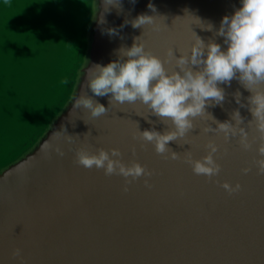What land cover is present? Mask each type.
<instances>
[{"label":"water","instance_id":"water-1","mask_svg":"<svg viewBox=\"0 0 264 264\" xmlns=\"http://www.w3.org/2000/svg\"><path fill=\"white\" fill-rule=\"evenodd\" d=\"M121 4L122 11L111 6L104 12L102 0H0V264H264V174L255 163L264 138L254 122L249 126L252 92L238 78L219 85L225 99L207 106L211 115L196 117L185 137L169 142L179 153L175 160L134 137L138 125L164 132L170 121L163 123L140 101L109 106L108 96L97 97L85 86L89 68L117 60L119 49L131 47L136 37L169 72L179 69L168 50L177 58L190 55L196 34L226 50L215 33L242 0ZM101 13L105 24L99 23ZM144 13L158 16L154 25L120 28ZM111 28L119 35H108ZM82 92L109 107L108 113L94 118L74 108ZM237 109L248 150L239 136L226 140L222 132L205 131L217 127L211 116L235 125ZM62 128L65 134L53 135ZM209 142L218 146L214 158L221 165L211 180L186 162L207 155ZM81 147L118 148L126 164L138 161L153 175L133 180L125 192L122 175L75 163ZM225 181L242 188L229 195L221 187Z\"/></svg>","mask_w":264,"mask_h":264},{"label":"clouds","instance_id":"clouds-1","mask_svg":"<svg viewBox=\"0 0 264 264\" xmlns=\"http://www.w3.org/2000/svg\"><path fill=\"white\" fill-rule=\"evenodd\" d=\"M5 2L7 3L8 0ZM131 2L135 4V0ZM102 3L104 12L110 11L111 6L122 11L121 0H102ZM148 8L153 13L156 12L154 4L149 3ZM156 17L158 16L140 14L131 21L126 19L120 28L129 23L133 28H145L154 25ZM106 22L104 14L101 13L99 23ZM206 27L212 30L213 25L208 24ZM107 34L117 36L119 29H108ZM215 35L224 38L226 50L222 49L214 39L205 43L197 34L190 55L181 53L177 58L173 49H169L168 55L175 57L179 69L172 72L167 70L165 61L160 56L146 49L141 37H136L131 47L122 46L119 49L117 60L107 65L95 64L89 68L85 86L97 97L108 96L109 106L113 102L122 105L140 101L163 123L168 125L170 121L172 127L164 132L157 131L155 127L140 131L138 125L134 137L138 135L139 139L152 143L157 154L170 153V158L175 160L179 158V153L169 147V142L185 137L195 126L193 121L196 117L210 114L207 112V106L222 104L225 91L219 85L225 83L230 85L234 78H238L252 92L248 98L249 111L253 116L249 126L254 122L261 138H264V88L259 87L264 84V0H242V6L236 9L233 15L223 17ZM193 66H198V70H194ZM237 73H239L238 77ZM240 96L239 92L235 94L237 103H240ZM74 108L88 110L90 115L96 118L107 114L109 107L106 108L104 104L82 92L74 100ZM211 117L217 127L209 126L205 129L206 132H222L226 140L239 136L241 146L245 150L251 148L252 145L248 142V130L240 126L243 117L239 109L232 114L235 125L231 121L220 122ZM149 123L153 122L149 121ZM65 133L66 129L62 128L53 135L59 136ZM87 135H91V132L85 134ZM71 138V135H67L69 142ZM50 147L49 144H45V149ZM207 148L208 154L203 158L189 157L186 162L192 166L196 175H203L211 180L212 177L219 175L221 165L214 158L218 146L214 142H209ZM55 151L60 156L65 154L59 146ZM258 153L261 157L255 161L258 174H264V143L259 145ZM122 155L118 148H112L109 152L101 147L97 152H92L88 147H81L76 150L75 163L87 169L93 167L103 169L107 176L122 175L126 181L124 191L127 192V185L133 180H138L142 176L151 177L153 173L138 161L126 164L121 159ZM249 171L251 168L243 169L245 174ZM144 183L147 187H152L147 179ZM221 187L229 195L239 192L242 188L239 183L232 185L228 181H225ZM13 255L19 257L21 250L16 249Z\"/></svg>","mask_w":264,"mask_h":264}]
</instances>
